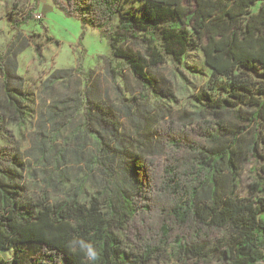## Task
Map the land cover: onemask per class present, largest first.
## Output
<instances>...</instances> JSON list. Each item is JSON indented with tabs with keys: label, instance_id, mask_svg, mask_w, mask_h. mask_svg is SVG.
I'll return each mask as SVG.
<instances>
[{
	"label": "trees",
	"instance_id": "trees-1",
	"mask_svg": "<svg viewBox=\"0 0 264 264\" xmlns=\"http://www.w3.org/2000/svg\"><path fill=\"white\" fill-rule=\"evenodd\" d=\"M52 1L98 29L116 64H125L153 100L160 86L147 68L168 58L182 66V57L197 47L217 94L196 97L197 117L189 126L170 109L147 114L157 105L144 97L137 108L143 125L132 138L114 113L93 103L94 114L110 127L112 145L100 147L112 184L106 196L87 202L77 193L29 199L22 156L0 145V250H12L0 264H149L158 255L171 262L218 255L226 264H264V0H139L130 7L128 0ZM38 4L33 0L13 27L33 19ZM124 37L141 40L145 52L122 48ZM114 71L111 66L113 77ZM0 76L9 111L24 121L27 95L2 53ZM10 76L18 85L9 86ZM0 138L13 141L1 109ZM250 158L259 171L243 193L241 175ZM126 232L136 239L134 247L126 244Z\"/></svg>",
	"mask_w": 264,
	"mask_h": 264
},
{
	"label": "rangeland",
	"instance_id": "rangeland-1",
	"mask_svg": "<svg viewBox=\"0 0 264 264\" xmlns=\"http://www.w3.org/2000/svg\"><path fill=\"white\" fill-rule=\"evenodd\" d=\"M33 0H0V53L9 71L21 77L28 115L20 122L9 111L0 76V109L13 141L0 138V145L17 148L24 162L25 196L33 200L46 195L50 201L77 193L87 202L91 197L103 198L112 184L110 171L103 164L104 148L111 147L109 124L94 114L93 103H100L115 115L116 124L126 138H132L139 103L151 99L150 114L162 107L173 117L186 123L197 117V96L208 92L215 96L217 86L201 48L189 49L182 66L171 58L147 72L156 78L160 93L153 100L147 89L123 64L114 61L108 41L98 29L83 26L74 16L66 15L52 0H39L34 18L18 28L12 23L24 16ZM139 0H128L126 6H137ZM117 20L115 19L114 22ZM122 48L144 53L141 40L121 38ZM114 66L115 76L110 72ZM10 87L18 80L8 78ZM172 99V102H170ZM90 107V105H92ZM141 119V118H140ZM252 125L249 128L251 130ZM250 133L243 138L247 150ZM101 140L105 144H100ZM155 143V142H154ZM155 148H157L155 144ZM264 154V152H261ZM259 171V163L250 158L241 175L244 193ZM128 247L135 238L126 232ZM11 249L0 250V262L11 258ZM149 264H226L218 255L171 262L158 255Z\"/></svg>",
	"mask_w": 264,
	"mask_h": 264
}]
</instances>
